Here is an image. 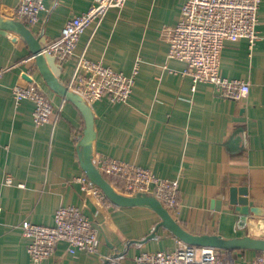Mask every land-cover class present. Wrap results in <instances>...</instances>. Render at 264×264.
<instances>
[{
    "label": "crops",
    "instance_id": "crops-1",
    "mask_svg": "<svg viewBox=\"0 0 264 264\" xmlns=\"http://www.w3.org/2000/svg\"><path fill=\"white\" fill-rule=\"evenodd\" d=\"M20 2L0 0V17L24 24L48 44L93 0H43L46 9L35 24L15 18ZM185 2L127 0L110 8L97 28L92 24L85 30L71 58L62 64L46 61L65 87L81 54L125 75L136 65L126 103L103 97L88 104L93 162L112 158L178 180L179 208L167 211L191 234L264 239V0L257 9L254 45L226 41L221 51L220 75L249 84L248 95L238 101L218 96L211 84L194 86L182 74L186 64L167 58L169 34ZM0 69L5 70L0 78V264H31L20 223L51 225L60 206H75L92 221L98 229L97 254L70 255L58 244L42 264H109L110 256H116L114 264H134L141 253L173 251L179 240L162 226L155 232L160 218L150 208L105 204L81 190L76 178L85 174L77 145L84 118L47 85L29 45L14 32L0 30ZM15 85H36L49 99L55 112L49 123L33 124V104L14 102L10 89ZM7 176L12 185L4 184ZM104 176L120 193L121 180L114 177L112 183ZM232 187L247 189L260 216L250 212L242 220L228 202ZM232 252L240 264H250L258 253Z\"/></svg>",
    "mask_w": 264,
    "mask_h": 264
},
{
    "label": "built area",
    "instance_id": "built-area-1",
    "mask_svg": "<svg viewBox=\"0 0 264 264\" xmlns=\"http://www.w3.org/2000/svg\"><path fill=\"white\" fill-rule=\"evenodd\" d=\"M127 0H93L91 6L64 24L60 37L49 42L41 52L53 63L62 64L74 55L80 36L92 24L97 28L110 8H120ZM261 0H186L178 22L168 38L167 58L184 62L182 74L189 76L195 86L208 83L218 96L242 100L249 93V84L220 75V56L226 41L244 39L252 47L258 39L257 9ZM43 0H21L15 18L35 24L44 11ZM135 65L130 75L117 72L100 61H91L84 54L77 58L67 88L79 95L87 104L106 97L112 103H126L137 75ZM4 69H0V78ZM14 102L28 100L33 104L32 120L35 126L49 123L54 110L49 99L36 85L11 87ZM95 166L106 176L121 180L120 193L125 196L145 194L157 199L170 212H177L178 180L156 177L149 169L107 157H99ZM81 190L91 192L99 201H108L85 176L77 177ZM13 178L5 177L4 184L12 185ZM17 186L22 187V184ZM2 208L0 206V219ZM22 235L28 240L27 253L31 264H42L51 257L58 244L65 252L97 254L98 229L75 206H60L51 225L24 220L20 223ZM109 264L114 260L107 257ZM134 264H240L232 251H218L197 247L179 241L173 251L146 252L134 258ZM250 264H264V252L257 254Z\"/></svg>",
    "mask_w": 264,
    "mask_h": 264
},
{
    "label": "water",
    "instance_id": "water-1",
    "mask_svg": "<svg viewBox=\"0 0 264 264\" xmlns=\"http://www.w3.org/2000/svg\"><path fill=\"white\" fill-rule=\"evenodd\" d=\"M0 30L14 32L26 41L47 85L55 93L63 96L65 100L72 102L82 114L85 127L77 145L79 162L85 177L92 185L101 190L108 201L118 206H145L150 208L160 218V222L158 223L155 232L159 226H162L176 236L179 241L189 245L222 249L225 251L255 250L258 252H264V239H256L249 236L225 239L218 235H194L182 228L170 216L169 212L161 202L154 197L145 194L125 196L117 192L93 162L92 143L95 133L93 129V115L91 109L79 95L70 91L59 82L56 76V70L53 69L51 63L46 61L45 56L41 52L42 48L47 45L46 40L35 38L24 24L8 18L0 17ZM247 194L248 192L245 187H232L229 190V205L234 206L235 212L242 215V220L246 219L245 217H247V214L250 212L260 216L255 210L256 208H254L253 203L247 198ZM152 236L153 235L150 237ZM110 258L115 259L116 256H110Z\"/></svg>",
    "mask_w": 264,
    "mask_h": 264
},
{
    "label": "trees",
    "instance_id": "trees-1",
    "mask_svg": "<svg viewBox=\"0 0 264 264\" xmlns=\"http://www.w3.org/2000/svg\"><path fill=\"white\" fill-rule=\"evenodd\" d=\"M110 180H111V182L113 183L114 182V180L116 179V178H114V177H111V176H107ZM120 182V181H119ZM108 201V200H107ZM109 202V201H108ZM259 253H261V252H258L257 254H259Z\"/></svg>",
    "mask_w": 264,
    "mask_h": 264
}]
</instances>
